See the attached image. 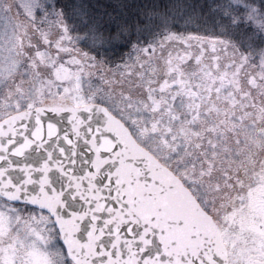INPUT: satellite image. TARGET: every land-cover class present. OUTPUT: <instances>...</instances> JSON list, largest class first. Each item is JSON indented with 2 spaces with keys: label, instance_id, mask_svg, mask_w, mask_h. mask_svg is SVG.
<instances>
[{
  "label": "snow or ice",
  "instance_id": "snow-or-ice-1",
  "mask_svg": "<svg viewBox=\"0 0 264 264\" xmlns=\"http://www.w3.org/2000/svg\"><path fill=\"white\" fill-rule=\"evenodd\" d=\"M0 264H264V0H0Z\"/></svg>",
  "mask_w": 264,
  "mask_h": 264
},
{
  "label": "trees",
  "instance_id": "trees-1",
  "mask_svg": "<svg viewBox=\"0 0 264 264\" xmlns=\"http://www.w3.org/2000/svg\"><path fill=\"white\" fill-rule=\"evenodd\" d=\"M164 2H167V0H164ZM125 59H127V57H125ZM134 59V58H133ZM138 67V66H137ZM153 67H155V63L153 64ZM194 67H195V65H194ZM149 71H150V69H148ZM125 71H135V69H125ZM249 71H256V69H249ZM86 79H87V77H86ZM92 86L93 87H99L100 86V84L98 83V77H96V76H93L92 78ZM88 84L87 83H85V85H84V88H85V90L88 88Z\"/></svg>",
  "mask_w": 264,
  "mask_h": 264
},
{
  "label": "rangeland",
  "instance_id": "rangeland-1",
  "mask_svg": "<svg viewBox=\"0 0 264 264\" xmlns=\"http://www.w3.org/2000/svg\"><path fill=\"white\" fill-rule=\"evenodd\" d=\"M157 55H159V52L157 53ZM193 67H194V64H193ZM98 87V86H97Z\"/></svg>",
  "mask_w": 264,
  "mask_h": 264
}]
</instances>
